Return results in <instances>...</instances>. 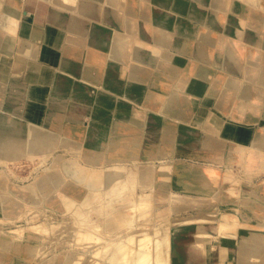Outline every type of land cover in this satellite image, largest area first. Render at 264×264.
Here are the masks:
<instances>
[{"label":"bare ground","instance_id":"obj_1","mask_svg":"<svg viewBox=\"0 0 264 264\" xmlns=\"http://www.w3.org/2000/svg\"><path fill=\"white\" fill-rule=\"evenodd\" d=\"M6 1L9 8H11V6L13 7L14 10L10 9L12 12L10 10H8V12L2 11L1 4ZM43 1L50 6V11L47 16L49 24L59 28L62 38H64L63 42L57 43L50 35L46 36L45 47L49 49L56 48L59 53H61V57L56 60L57 69H55L57 73L53 76L50 84L44 85L41 89H38L35 82H32L26 76V62H3V64L0 65V111L4 112L8 110L13 114L14 119L19 120V122H17L14 119H8L4 113L0 115V219L4 221L14 219L22 213V210L31 211L42 208L48 210L54 207L56 202H61L62 206H66L68 201L73 203L74 201H78V204H82L91 196L96 197L101 194L111 197L116 196L119 194L116 190L118 188L119 179L121 178L114 174L116 172L115 170H121L123 165H128L130 163L138 166L142 163V161L137 160V157H131V159L117 157L123 156L127 152L135 151L139 146L142 147L143 145L144 147V144L145 146L158 142L160 144L163 138L169 139V137L172 138V135H175L173 136L175 138L177 135L176 131H173L170 126L162 129V127L160 128V126L153 121H147L144 126L141 125L142 122H140V124L135 123L139 131L133 135L121 132L120 127L123 123L125 124V122L131 121L127 103L133 99L132 91L134 87L131 83L133 84L134 81L139 80V75L143 70L142 65L147 64L158 69L160 68L174 76L177 61L173 59V54L175 53L174 51H184V43L180 40L170 41V38L167 36L168 33L161 31V35L156 38V43L163 45L165 49L163 47L162 50L153 48V50L145 51L143 45L136 44V40L132 39L130 44L132 45L135 61L131 64L129 69L131 83L130 85H125L123 91L120 92L118 91L119 88L114 86L110 78L115 75L117 71V63L123 59L124 42H127L133 35H140L138 27L134 25V22H136L134 19L139 18L141 24L145 23L150 18L147 11L136 9L129 0ZM154 1L156 4L163 7H170L172 10L177 7L176 4L169 6L168 0ZM196 1L204 5H208L209 3L210 10L208 13L195 18L203 22L208 28H212L215 25L217 16L214 10V3L212 1L208 2V0ZM17 7L18 6L14 5L13 1L0 0V48L2 49L7 48V42L3 38L4 34L14 32L16 29L18 18L14 12ZM99 15L101 18L100 22L103 24L102 27L96 26V19ZM162 17V15L157 14L151 19L159 23ZM165 25H168L167 20L163 23L161 28H165ZM113 26H115L116 29L114 32L111 31V27ZM140 36L144 38V34ZM204 41H206V38ZM245 41L247 40L245 39ZM39 50V46H36L35 42L30 39H26L21 43L20 51L24 54L25 61L36 59L40 54ZM85 50L87 51V56L86 58L84 57L86 67L80 66L73 70L71 68L72 62L81 59L82 53H84ZM100 50L104 52L107 51L106 56L108 59L102 64L104 65V71L101 75L97 76L98 82L93 84V88L85 90L79 82L75 83L73 80L70 81L68 79L69 74H73L72 76L80 75L81 78L83 76V79H86L84 78L85 70L88 65L94 61L96 54H98V56L102 54ZM187 74H191L188 68L185 69V72L180 74L178 87H183V92H186V90L189 91V89L193 90L192 88H194L190 87L186 89V87H184ZM220 80V78H217L213 84L215 86L211 87L212 91L219 93L218 107L230 116L239 119L241 115V105L238 103L240 94L238 83L223 81L225 83L224 86L218 88L217 84L221 82ZM155 90L149 89L148 87L144 89L140 88L137 94L139 98L136 101L139 102L140 105H151L152 107H163L161 110H171L183 106L186 98L189 97V94H182L183 92L176 91V88V90L168 95L163 102V96L160 92ZM245 92L248 94L247 96H249V89L242 90L241 95L245 97ZM261 93L262 89L260 95H262ZM13 95L18 96L20 100L21 104H18L19 111L15 109L17 105L15 104L16 102L11 99ZM110 97H112V99H109ZM232 97L235 98V101H233ZM34 101L38 102L39 109L42 111V118L39 121H35V117L30 114L31 110H33L32 104ZM78 107L88 108L89 115L87 125L79 124L71 120V111H76L75 109L78 110ZM115 113L118 114L116 121H114L112 117ZM182 114V119L190 122L185 115L186 111H183ZM202 129L207 133L204 134L202 132V136L207 145V143L212 141L211 136L213 135L208 128L204 127ZM114 136L115 138L119 136L121 139L116 141L114 140ZM84 137L86 138L85 140ZM256 143L258 145L264 143V131L260 133ZM59 150L60 152L63 150V153L55 154V152ZM66 153L72 154L73 159L68 158ZM22 156L31 159L33 162H38L42 170L38 174L32 176L33 180L31 179L32 181L24 186L26 189H14L11 185L14 181L19 182L25 179V177H20L11 171V167L17 164ZM50 156H52V160L48 161ZM142 168L141 166V169ZM171 169L169 165H162L159 167L156 186L157 189L160 190L159 192L169 197L171 196L176 200L179 198V195L174 190L175 184L172 182L173 174ZM147 171H141L139 174L141 180L140 188H144L146 184H148ZM11 175L14 176V181L11 180ZM140 205L141 203H133L128 208L127 211L132 214V219L135 218L134 213L137 212ZM117 214L106 216V232H110V228H112ZM209 220L210 219L206 217L184 218L176 222L170 221L162 228L152 229L149 226L138 230L129 229L130 231H126V239L123 240L121 236L118 237L117 242L110 248L111 252L107 263L122 264L120 259L126 250L125 253H134L132 255H134V261H136V263L133 264H175L174 257L176 256V248L174 246V241L178 238L182 228L187 227V225L192 222H196L198 231L197 238L193 243L195 247L190 250L189 258H187L185 264H198L200 248L203 250L206 241L212 240L218 235L221 238L222 252H227L228 244L232 241H236L241 248L243 256L242 264H264L263 233L254 234L252 238L247 241L239 240L236 231L238 228L237 223L230 225L228 219L224 218L217 223V225L219 224L221 227L220 230H217V228H215L216 226H213L211 230ZM77 227L80 226L78 225ZM82 229L89 234H93V232L97 231L84 227ZM199 244L201 245L200 247L198 246ZM27 247L28 246L23 243V238L13 237L5 234V232H0V260L4 257L7 258V256H19L18 252H25ZM41 248L42 245L40 244L37 250L40 251ZM141 248H145L146 250L137 255ZM135 255L138 257L136 258ZM228 255L230 256V254Z\"/></svg>","mask_w":264,"mask_h":264},{"label":"crops","instance_id":"obj_2","mask_svg":"<svg viewBox=\"0 0 264 264\" xmlns=\"http://www.w3.org/2000/svg\"><path fill=\"white\" fill-rule=\"evenodd\" d=\"M10 1L18 6L14 12L18 18V23L14 32L5 33L3 36L7 42V48H0V65L3 62H26V76L32 82H35L38 89H41L44 85L50 84L53 76L57 73L56 60L61 57L58 49L45 47L46 36L50 35L57 43L63 42L64 38H62L59 28L49 24L47 16L50 6L45 1ZM168 1L169 6L176 4L177 7L172 10L170 7L156 4L154 0H129L136 9L147 11L150 18L141 24V20L134 17L136 21L134 25L138 27L140 35L144 34V38L140 35H133L127 42H124L123 59L117 63V71L115 75L111 76L110 80H112L114 86L119 88L118 91L120 92L123 91L125 85H130L129 69L135 61L132 45L130 44L132 39L136 40V44L143 45L145 51L153 50V48L163 49V45L156 43V38L161 35V31L168 33L167 36L170 41H182L185 50L174 51L173 54V59L177 61L174 76L160 68L147 64L142 65L143 70L139 75V82L134 81L133 84L131 83L134 87L132 91L133 99L127 103L132 122H125L120 127L121 132L133 135L139 131L135 123L140 124L142 122L141 125L144 126L147 121H153L162 129L170 126L178 136L176 135L174 138L175 135H172V138H163L160 144L159 142L148 146L144 144V147L143 145L142 147L139 146L135 151L127 152L117 158L131 159V157H137V160L142 162L156 160L157 158L163 165H169L175 159L183 158L202 164L199 167H184L174 164L173 168L188 170L187 175L191 177L190 179L186 174H183V181L179 183L172 176L175 192L181 198L208 199L217 201L219 204H227L229 208L222 209L223 215L220 220L227 218L230 225L237 223L238 228L236 231L239 240H250L254 234L264 232V193L259 188L260 185H264V143L262 145L256 143L258 136L264 131V0H208V2L212 1L214 3V10L217 13L215 25L212 28H208L203 22L196 19L208 13L210 10L209 3L204 5L196 0ZM1 9L8 12L13 7L9 8L6 1L1 4ZM157 14L163 16L159 23L151 19ZM100 19V15L97 16V27L103 26ZM166 20L168 25L161 28ZM115 30V26L111 27L112 32ZM204 37L206 41H204ZM26 39L32 40L40 48V54L34 60L25 61L24 54L20 51L21 43ZM101 52L102 54H99V56L96 54L97 57L95 56L94 61L85 70L84 78L86 79H83V76L81 78L80 75L72 76L73 74H69L68 79L73 80L75 83L79 82L85 90L93 88V84L98 82L97 76L104 71V65L102 64L108 59L106 56L107 51ZM86 56L87 51L85 50L81 59L72 62L71 68L75 70L80 66L86 67ZM186 68L191 74H187L184 87L186 89L194 88H192L193 90L189 89V91L185 89L186 92H183V87H180V89L178 85L180 74L185 72ZM217 78L221 79V82L217 84L218 88L224 86L226 81L238 83L240 89L238 103L241 105L239 119L230 116L218 107L219 93L211 90V87L215 86L213 84ZM145 87L160 92L163 96V102L176 88V91L189 94V97L186 98L183 106L171 110H161L163 107L140 105L136 101L139 98L137 95L138 90ZM244 89L250 90L249 96L246 92L245 97L241 95ZM261 89L262 95H260ZM232 98L235 101V98ZM11 99L16 102L15 109L19 111L18 104L21 103L18 96L13 95ZM109 99H112V97ZM32 107L33 110L30 114L35 117V121H39L42 118V111L39 109L38 102L34 101ZM87 109L86 107H78L79 111L77 109H75L76 111L72 110L70 113L71 120L87 125L89 115ZM183 111H186L185 115L190 122L182 119ZM2 113L8 119H14L13 114L8 110L0 111V115ZM112 117L116 121L118 114L115 113ZM14 120L19 122L18 119ZM204 127L208 128L213 135L211 136L212 141L207 145L202 136V132L207 134L202 129ZM119 139H121L119 136L116 138L114 136V140L119 141ZM172 158L174 159L172 160ZM209 225L211 230L213 226H216L217 230L221 229L219 224L212 223L211 225L210 223ZM197 231L196 222L182 228L178 238L174 241L176 248L175 264H185V261L189 258L190 250L195 247L193 243L197 238ZM203 250L202 248L199 250L198 264H242L243 262L241 248L236 241L228 244L227 252H222L219 235L212 240H207Z\"/></svg>","mask_w":264,"mask_h":264},{"label":"rangeland","instance_id":"obj_3","mask_svg":"<svg viewBox=\"0 0 264 264\" xmlns=\"http://www.w3.org/2000/svg\"><path fill=\"white\" fill-rule=\"evenodd\" d=\"M59 153H63V150L55 152V154ZM66 155L73 159L72 154L66 153ZM50 160H52V156L48 158V161ZM152 160L142 162L139 166L130 163L123 165L122 169L119 168L121 170H115L114 174L121 178L116 190L119 194L116 196L101 194L96 197H89L82 204H78V201H74V203L68 201L66 206H62L61 202H56V205L50 206L51 208L48 210L45 208L31 211L22 210L20 215L10 221L0 219V232L23 238V243L28 246L25 252H18L19 256L2 258L0 264H108L110 248L117 242L118 237L121 236L125 240L129 229L138 230L149 226L152 229L162 228L170 221L176 222L184 218L194 217H206L210 219L209 223H218L223 215L222 209L229 208L227 204H219L217 201L208 199L196 200L179 197L174 200L171 196L159 192L160 190L156 186L157 172L163 163L158 159ZM175 163L184 167L202 165L183 158L175 159L169 163V165L173 164L171 165V172L175 181L178 180L179 183L183 181V174H186L190 179L191 177L187 175L188 170L173 168ZM36 165L39 166V163L22 156L17 164L11 167V171L20 177H25V179L19 182L14 181V176L11 175V180L14 181L11 184L12 187L14 189H26L24 186L33 180L32 176L42 170V167ZM141 171H147L146 174L148 175V184L144 188H140L139 174ZM259 188L264 193V185H260ZM133 203H141L137 212L134 213V219L131 218L132 214L127 211ZM115 214H117V218L110 228V232H106L105 224L107 221L105 218ZM78 225L80 227H77ZM83 227L97 231L89 234L83 231ZM40 244L42 248L38 251ZM145 250V248H141L137 255ZM125 252L120 259L122 264L136 263L135 257L132 255L134 253ZM137 255H135L136 258Z\"/></svg>","mask_w":264,"mask_h":264}]
</instances>
